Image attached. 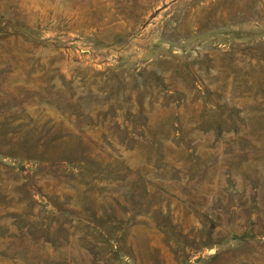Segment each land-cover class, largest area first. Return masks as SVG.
<instances>
[{"label":"rangeland","instance_id":"rangeland-1","mask_svg":"<svg viewBox=\"0 0 264 264\" xmlns=\"http://www.w3.org/2000/svg\"><path fill=\"white\" fill-rule=\"evenodd\" d=\"M0 264H264V0H0Z\"/></svg>","mask_w":264,"mask_h":264}]
</instances>
